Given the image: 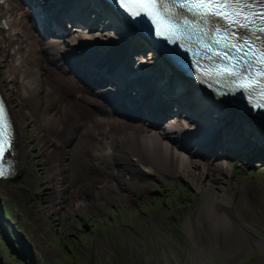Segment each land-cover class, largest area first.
Masks as SVG:
<instances>
[{
  "label": "rangeland",
  "instance_id": "1",
  "mask_svg": "<svg viewBox=\"0 0 264 264\" xmlns=\"http://www.w3.org/2000/svg\"><path fill=\"white\" fill-rule=\"evenodd\" d=\"M17 1L25 8H29L27 6L31 4V0H24L27 4ZM49 1L52 4L48 8L55 7V0ZM42 15L43 18L47 16L45 13ZM50 23L40 28L43 33H36L41 41L45 42L42 39L45 36H50L49 40L62 37L64 27L56 35V30L49 29ZM151 59L153 64H158L159 70L162 62L156 57ZM52 61L62 63L58 73L62 72L64 77L75 81L72 86L69 85L71 88L64 82L65 86L55 91L54 95L62 93V98H57L52 106L57 104L63 109L84 108L83 112L94 113V120L104 118L100 115L106 110L110 113L106 117H111L112 120L134 123L124 120L119 111L116 110L115 114L114 110L107 107L106 99L113 100V103L116 98H102L101 93L96 92L98 85H101L100 81L92 79V76L86 79L81 72H74V65H66L62 57H49L46 63L51 62L55 66ZM76 75L82 79L79 81ZM62 82L60 81L61 85ZM13 88L6 97V103L12 119L15 118L18 127L22 128L27 162L21 171L26 174L18 172L13 180L0 182V192L6 200L2 204L3 216L11 223L9 225L0 219V238L11 242L18 238L16 232L22 233L30 251L33 250L36 255L31 251L32 259H28L20 244L14 245V255L10 254L7 249H3L0 241V264H199L192 245L205 264H264V157H259L263 152L255 155L256 157L237 159L230 157L233 155L203 149L204 159L198 154L196 157L203 164L209 165L206 174L201 170L177 173L175 169L170 173L164 170L145 173L125 166L118 160L97 159L101 152L96 153L97 158L91 156L93 149L89 150L90 153L86 149V143L94 140L93 132L102 128L99 126L100 122L80 121L76 130L71 131L72 121L61 119L58 123L53 119L48 120V116H40V110L34 111L37 103L23 99L27 97L28 91L21 89L16 81ZM64 89L66 91L63 93ZM70 90H74V93ZM130 92L128 99L133 95V91H129V94ZM83 94L89 97V101ZM93 97L99 100L98 105H93ZM128 99L127 104L131 106ZM42 106L41 103L40 107ZM171 108L169 111L173 112ZM53 113L58 114L55 110ZM151 113L150 109L144 116L148 119L156 118ZM169 118L170 116L156 118V124L161 126L154 131L160 130ZM52 123L54 128L59 129H53ZM134 124L151 129L149 122ZM103 125H106L105 122ZM67 132H71L73 136L62 143L61 153L63 158H67V162H64L66 182L68 184L71 180L74 190L70 192V196L66 195L67 198L62 195L66 201L64 200L61 208L65 207L54 213L45 208L55 206L49 199L45 202L46 206L44 203L47 193L45 189L53 184L51 182L47 185L46 174L52 168L58 173L59 167L55 159L50 164L49 160L47 163L42 160L44 164H40V153L42 150L47 152L42 144L43 133L47 137L62 140L59 134L62 136ZM191 140L188 136L187 141ZM223 144L224 142L222 149L227 152L230 147ZM176 147L182 150L180 145L177 144ZM186 151L196 152L195 149ZM228 152L233 153L232 150ZM242 152L239 154H245ZM68 159L75 165L69 166ZM221 163L231 170L230 180L217 178L215 166ZM70 168L72 171L68 176ZM119 175H122L126 184L117 183ZM195 179L200 182L199 190L195 186ZM115 184L116 188L99 199H93L87 190L91 188L94 192L96 187L110 188ZM127 184L133 186L134 190L130 191ZM223 192L230 201L214 203V198ZM57 193L56 196H60L64 192ZM80 219L83 221L82 225L79 223Z\"/></svg>",
  "mask_w": 264,
  "mask_h": 264
},
{
  "label": "bare ground",
  "instance_id": "2",
  "mask_svg": "<svg viewBox=\"0 0 264 264\" xmlns=\"http://www.w3.org/2000/svg\"><path fill=\"white\" fill-rule=\"evenodd\" d=\"M48 1L31 0V4L27 6L29 8L20 5L17 0H2L0 2V76H2L0 77V92L5 101L8 102L6 97L11 94V90L14 89L13 83L16 81L21 89L28 91L26 93L27 97H23V99L32 101L34 104L37 103L34 111L40 110V116H48V120L53 119L58 123L63 119L72 121L71 131L76 130L80 121L85 123L90 120L96 123L100 122L99 126L101 125L104 129H100L99 127V130H95L93 132L94 140L86 143L88 151L93 149L91 156L97 158L96 153L101 152L97 159L102 158L105 161L110 159L118 160L119 163L125 166L142 170L149 174L156 170H164L170 173L172 169H175L177 173L201 170L206 174L209 165L207 163L203 164L198 160L197 154L186 151L194 142V137L198 135L204 136L197 131L192 132L197 122H201L205 127H210L211 129L214 127L225 130L224 138L223 135L218 134V141L221 142L218 143V146L222 148V143L224 142L227 147H230L227 152L224 149H218L224 151L223 154L225 155L230 153L228 152L229 150L233 151V147L238 146L240 147V151H246L242 149L251 147L250 143L256 146L254 150H257L258 153H264V144L261 143L264 140V126L258 123L256 119L232 110L223 103L212 101L204 93L197 95L196 93L198 92L191 90L189 84L183 78L171 79L170 75L173 70L163 60H160L162 66L158 70V64H153V60L151 59L153 56L151 51H148L147 44L137 38L127 24L109 13L107 11L108 6L102 0H60L59 4L67 3L75 5L78 10L83 11L86 26L63 23L61 20L63 19V14L57 11L59 4L53 8H48L52 4ZM43 13L47 14L45 18H43ZM102 15L106 18H103ZM48 23H50L48 27L51 31L62 30L64 27L62 37L58 36L49 40V37L45 36L42 38L45 42L38 39L36 33H39V35L43 33V30L40 31V28ZM108 49H111V51L108 52L110 57L107 66L120 74L124 70L125 78L127 79H124L123 83L112 85L110 80L105 79V77H98L94 73V71L98 70H95L94 67L99 68L102 66L100 64L101 59H95L94 61L96 51L102 54ZM134 51L139 53L144 52L143 58L146 60V62L143 61L144 68L149 75L147 83H151L154 87H157L159 83H152V77L154 75H158L159 77L161 76L159 73L162 72L166 75L165 77L161 76L159 79L164 82V86L167 87L165 92H168L167 94H170L173 100H169L161 106H167L164 110L173 107V109L171 108L173 112L169 111L171 114L169 115L170 118L160 130L154 131L160 127V125L157 127L156 123L152 122H155V120L148 121L150 127L152 126L151 129L148 127L142 128L140 124L112 120L111 117H106L110 116V113L106 110L102 111L100 115L104 118L98 117L97 120H94V113L90 111L87 113L83 112L84 108L79 110L74 107L72 109H63L62 106H57V104L52 106L57 102V98H62V93L58 96L56 95V97L54 95L55 91L61 89L64 82L68 88H71L74 84L73 82H75L64 77L62 72L58 73L59 68L62 67V63L52 61L55 63V66L51 62L46 63L47 58L54 56L64 58L66 65L69 63L72 66L73 64L75 67L74 72H81L86 78L92 76V78L100 81L99 91L97 90L96 92H100L102 98H116L113 103V100L106 99L105 103L107 105L108 102H111L123 109V111L132 113V110L136 107L132 103H130L131 106L127 104V99L130 97V94H127V92L128 84L132 82V79H134L133 75L135 74L132 72L128 73L129 65L127 58L130 56L132 59L135 55ZM76 78L79 81L82 79V77L79 78L77 75ZM60 81H63L62 85ZM65 91L66 89L62 92L64 93ZM70 91L74 93V90ZM145 96V94H142L141 99L145 98L147 100L148 98ZM83 97L89 101V97L85 95ZM181 97L184 98L181 99ZM74 99H76V96ZM198 99H200V103L197 101ZM164 101H166V98ZM137 102L134 101V104L136 105ZM41 103L43 104L42 108L40 107ZM76 103L81 105L78 100H76ZM92 103L93 105H98L99 100L93 97ZM183 105H186V107H183ZM112 106L108 105L107 107L110 110H114ZM86 109L88 110V108ZM53 110L58 114L53 113ZM140 110L150 111V109L142 106V104L140 105ZM161 114L164 113L161 112ZM13 121L15 126V142L13 156H10V158L14 160L15 166L19 165L23 169L27 162L26 147L22 141V128L18 127L15 118ZM57 122L55 123L57 124ZM104 122L105 126L103 125ZM36 123L38 122L36 121ZM53 129L59 128L53 127ZM188 136L192 139L191 142L187 141ZM177 144L180 145L182 150L176 147ZM183 151L188 154L183 153ZM215 167L217 178L223 177V180L226 178L230 180L232 178L231 170L225 164L221 163ZM116 181L118 184H126L122 179V175L117 176ZM194 183L197 190H199L200 182L195 179ZM127 186L130 191L134 190L133 186L129 184ZM116 187L117 185L115 184L110 188L105 186L96 187V191L94 192L91 188L87 190L93 199H99L100 196H106ZM82 195L85 194L82 193ZM4 201L6 200L0 192V207ZM221 201H230L225 192L214 198V203L216 204Z\"/></svg>",
  "mask_w": 264,
  "mask_h": 264
},
{
  "label": "snow or ice",
  "instance_id": "3",
  "mask_svg": "<svg viewBox=\"0 0 264 264\" xmlns=\"http://www.w3.org/2000/svg\"><path fill=\"white\" fill-rule=\"evenodd\" d=\"M2 2V0H0ZM121 6L125 4L142 6L141 10L132 13L130 15L140 16L146 15L153 22L154 28H157L156 35L161 36L164 34L157 25L159 20L165 31L175 35L178 31L177 25L173 23V13L176 6L180 8L191 7L199 14L204 16H219L225 19L227 22L239 24V26L247 28L250 24L255 23V19L250 18L247 11V4L245 0H118ZM171 4V7L169 6ZM128 11V9H125ZM256 19L264 21V13H254ZM259 31L264 32V27H261ZM179 39V37H177ZM174 42V41H170ZM215 43L219 44L217 40ZM247 44L237 45L232 44L231 47L235 49L236 53H240ZM226 47L228 45H225ZM199 55V53H198ZM214 55L220 56V53H214ZM226 55V54H225ZM248 55V53H244ZM264 55V52H262ZM229 59H233L229 57ZM238 62V61H237ZM252 63H260L264 65V59L261 56H256ZM232 78V84L235 85L233 91H243L247 96L252 97L255 94H259L261 99H264V67L252 70L251 63L246 62L237 70L236 65H225L219 71L216 72L217 76L225 75ZM250 103L252 101L250 100ZM253 107H264V103H253ZM8 132L6 115L3 105H0V160L5 158L6 152L12 148L11 139L6 135ZM7 143V147L5 146ZM10 174V173H8ZM6 172L2 164H0V177H4Z\"/></svg>",
  "mask_w": 264,
  "mask_h": 264
},
{
  "label": "built area",
  "instance_id": "4",
  "mask_svg": "<svg viewBox=\"0 0 264 264\" xmlns=\"http://www.w3.org/2000/svg\"><path fill=\"white\" fill-rule=\"evenodd\" d=\"M42 144L44 145L45 149H46V153L42 150V152L40 153L41 156V163L40 164H44L42 162V160L45 161V163L48 162L49 160V164L50 161H52L53 159H55L56 164L59 167V171L58 173L54 172V169L52 168L50 171L48 170L49 173L46 174V177L48 178L47 180V185H49L51 182H53V184L48 187L47 189V193L45 194V200L44 203L46 202L47 199L52 200L54 202L53 206L47 207L46 203H45V208L47 210H51L52 212H57L60 210H63V208H61L62 205H64L65 203V199L63 198V196H66L67 194H69V196L71 195V191L73 190L72 188L69 189V183L67 184L66 182V175H65V170L63 169L62 166V154L59 152V150L56 149L55 147V142L53 139H48L46 136H44V139L42 141ZM49 149V150H48ZM54 173H51V172ZM22 172V171H21ZM20 172V173H21ZM21 174H26L24 172H22ZM52 178V180H49V178ZM57 192H64L62 195L60 196H56V194H58ZM65 200V201H64ZM53 209V210H52Z\"/></svg>",
  "mask_w": 264,
  "mask_h": 264
},
{
  "label": "water",
  "instance_id": "5",
  "mask_svg": "<svg viewBox=\"0 0 264 264\" xmlns=\"http://www.w3.org/2000/svg\"><path fill=\"white\" fill-rule=\"evenodd\" d=\"M149 45V44H148ZM154 52H156L155 50H154ZM100 57V55L98 54V52H96V57H95V59H97V57ZM107 59H109V57L107 56ZM101 65H103L104 63H100ZM110 68V67H109ZM117 74H120L119 72L117 73ZM120 83H123V79L122 78H120L119 77V79L117 80V84H120ZM97 88H100V85H98V87ZM177 91H179L180 92V90L179 89H177ZM152 97V96H151ZM153 98H155L154 96H153ZM182 98H184V97H181V99ZM109 103V105H113L111 102H108ZM144 107H146V108H150V105H149V103L147 102V104L145 105H143ZM113 107V106H112ZM117 108H120V107H118L117 106ZM116 108V110H117V112L119 111V113H121V117H123L124 119H126L127 121H129V122H150L151 120H155V122L154 121H152L153 123H156L157 121H156V118H153V119H151V118H146V116H144V112L142 111V110H139L138 112H136V111H134V110H132L133 112L132 113H127L126 111H123V109H117ZM115 114H116V111H115ZM133 115V116H132ZM158 120V119H157ZM159 125L161 126V124H156V126L157 127H159ZM205 127L201 122L200 123H198V125H197V128L199 129V128H202V127ZM152 127V126H151ZM223 138H224V133H223ZM203 152H202V150H199V152H198V155H200L201 157H202V159H204V154H202ZM1 178V177H0ZM3 206V205H2ZM2 206L0 207V219L1 220H3V221H5L6 223H8L9 225L11 224L10 223V221L9 220H7V219H5L4 218V216H3V211H2ZM17 233V239L16 240H11V242L9 241H6L3 237V240L6 242V244H7V246H8V248H9V252H10V254H13L14 255V253L13 252H15V246L14 245H18V244H20V246H21V249L25 252V253H27L26 255H27V258L28 259H32V257H31V251L32 252H34L33 250H31L30 251V246L26 243V241H25V238L23 237V235H22V233H19V232H16ZM10 243V244H9ZM192 250H193V253H194V255H195V258H196V260H197V262L199 263V264H205L204 262H203V260L201 259V257H200V255L198 254V252L196 251V248H195V246L194 245H192ZM34 254H35V252H34ZM36 255V254H35ZM38 257H40L39 255H37ZM16 258H18V257H16Z\"/></svg>",
  "mask_w": 264,
  "mask_h": 264
},
{
  "label": "trees",
  "instance_id": "6",
  "mask_svg": "<svg viewBox=\"0 0 264 264\" xmlns=\"http://www.w3.org/2000/svg\"><path fill=\"white\" fill-rule=\"evenodd\" d=\"M0 241H2V243H3V249L5 250V249H7L8 251H9V248H8V246H7V244H6V242L3 240V238L1 237L0 238ZM10 253V252H9Z\"/></svg>",
  "mask_w": 264,
  "mask_h": 264
},
{
  "label": "clouds",
  "instance_id": "7",
  "mask_svg": "<svg viewBox=\"0 0 264 264\" xmlns=\"http://www.w3.org/2000/svg\"><path fill=\"white\" fill-rule=\"evenodd\" d=\"M249 157L250 155H241V156H239V157H236L237 159H240V157ZM253 157V156H252ZM231 158H234V157H231ZM86 188V187H85ZM84 189V188H83Z\"/></svg>",
  "mask_w": 264,
  "mask_h": 264
},
{
  "label": "flooded vegetation",
  "instance_id": "8",
  "mask_svg": "<svg viewBox=\"0 0 264 264\" xmlns=\"http://www.w3.org/2000/svg\"><path fill=\"white\" fill-rule=\"evenodd\" d=\"M90 204V203H89ZM81 225L83 224V221L80 219V222H79Z\"/></svg>",
  "mask_w": 264,
  "mask_h": 264
}]
</instances>
